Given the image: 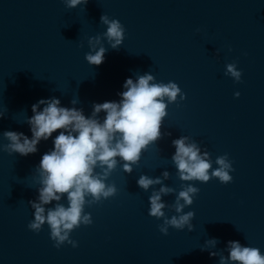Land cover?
<instances>
[{
	"label": "water",
	"instance_id": "95a60500",
	"mask_svg": "<svg viewBox=\"0 0 264 264\" xmlns=\"http://www.w3.org/2000/svg\"><path fill=\"white\" fill-rule=\"evenodd\" d=\"M102 16L124 29L116 48ZM93 45L106 49L100 65L85 59ZM228 64L241 71L239 81ZM146 73L155 83H177L185 98L164 97L161 136L130 172L116 158L105 178L114 194L86 197L92 224L73 229L76 247H55L46 223L39 232L28 227L42 186L39 161L52 140L21 156L3 149V132L30 137L27 118L41 98L57 97L90 116L94 103L120 99L126 78ZM0 112V264H220L230 240L264 253V0H87L75 7L0 0ZM181 137L208 153L209 173L224 156L232 181L181 179L172 158ZM142 175L160 183L145 190L137 184ZM188 185L197 192L177 212V194ZM162 186L172 191L161 193L165 215L157 218L149 215V197ZM64 197L59 203L67 205ZM190 211L182 228L165 223Z\"/></svg>",
	"mask_w": 264,
	"mask_h": 264
},
{
	"label": "clouds",
	"instance_id": "9594fccd",
	"mask_svg": "<svg viewBox=\"0 0 264 264\" xmlns=\"http://www.w3.org/2000/svg\"><path fill=\"white\" fill-rule=\"evenodd\" d=\"M68 7H75L87 0H65ZM101 20L107 24L104 36L116 48L123 38L124 29L119 20H108L102 16ZM99 43V38H96ZM95 48V45H93ZM106 49L95 48L85 55L89 64L100 65L105 59ZM236 81L241 79V71L233 64L226 66ZM151 74L138 76L134 81L131 77L125 79L124 90L119 93L118 101H104L94 103L93 112L85 116L83 110L75 107H65L57 97L41 98L31 105L32 115L27 118L31 136L24 132L5 130L4 137L8 143L3 149L9 154L19 153L27 156L38 151V144L49 138L52 148L42 154L38 171L41 187L38 189V201H32L34 219L28 227L39 232L45 223L49 228L51 239L55 247L59 248L65 242L73 247L77 242L71 239L74 228L92 224L90 214L84 212L86 197L98 201L114 194L115 187L105 184V178L117 164V157L123 161V169L130 172L132 165L140 159L141 151L150 142L161 136V123L166 116L168 102L176 100L178 94L184 99L177 83H155ZM235 95L239 96V92ZM75 103V101H73ZM103 112V119L97 114ZM4 112H0L3 118ZM57 130H59L57 132ZM57 132L55 136L53 133ZM186 137L173 140L175 153L173 161L183 180L198 179L207 182L210 176L218 177L222 183L232 181L228 169L231 167L224 156L217 157L219 167L208 172L211 161L208 153H200L195 143H186ZM99 168L101 171H96ZM167 177L168 173L163 174ZM160 183L159 178L140 176L137 184L147 190L150 185ZM172 191L162 186L149 197V215L157 218L164 216L165 204L161 201V193ZM197 192L192 185L186 186L177 194L176 211L180 212L184 205L192 203L190 194ZM66 194L67 205L59 203ZM184 203L181 204L180 200ZM56 201L52 207H45ZM193 216L190 211L179 217L166 219V224L182 228ZM191 225L189 224V228ZM166 231V229H161ZM215 243V241H210ZM228 256L221 257L220 264L229 261L238 264H264V253L259 248L242 245L237 240L228 241ZM215 255V253H210Z\"/></svg>",
	"mask_w": 264,
	"mask_h": 264
}]
</instances>
